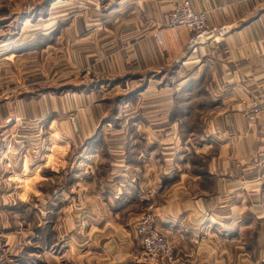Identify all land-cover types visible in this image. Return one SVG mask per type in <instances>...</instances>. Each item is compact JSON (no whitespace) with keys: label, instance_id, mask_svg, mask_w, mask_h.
I'll return each mask as SVG.
<instances>
[{"label":"crops","instance_id":"crops-1","mask_svg":"<svg viewBox=\"0 0 264 264\" xmlns=\"http://www.w3.org/2000/svg\"><path fill=\"white\" fill-rule=\"evenodd\" d=\"M181 1L0 0V263L144 264L148 210L178 264H264V1L189 0L229 28L192 50ZM58 59L121 78L108 116L101 86L22 89Z\"/></svg>","mask_w":264,"mask_h":264},{"label":"rangeland","instance_id":"rangeland-1","mask_svg":"<svg viewBox=\"0 0 264 264\" xmlns=\"http://www.w3.org/2000/svg\"><path fill=\"white\" fill-rule=\"evenodd\" d=\"M3 2H5L6 0H2ZM46 0H13V8H20L22 7V9L24 8V10L30 9V10H36L41 9L42 12V8L43 5L45 3H47L49 5V3H52L56 0H48V2H45ZM75 2H71L70 5L74 6ZM85 4V3H82ZM79 5H81V3H79ZM3 6L7 7L8 3L3 4ZM17 6V7H16ZM101 6V4H99V7ZM55 7V6H54ZM59 9L58 7L54 8V11ZM55 12H50V16H52ZM39 16V15H36ZM36 18L40 21L36 22V24L41 23V18H37L35 16L32 17ZM22 20V19H20ZM53 21V20H51ZM19 22V20H18ZM17 25V21L14 23ZM10 30H1L0 31V36H5L7 35V33H9ZM103 34V32L100 33V35ZM16 39H18V41L21 39V35H17ZM66 40L64 39V42ZM69 41V38L67 39L66 42ZM65 42V43H66ZM109 41L107 40H100L99 44H98V51L101 53L102 56L108 57V55L110 54V46L108 45ZM94 50V49H93ZM53 52V51H52ZM69 53V51H68ZM35 54V53H34ZM26 57H24L23 59H25ZM39 59L38 57H36V60ZM69 59L64 60H57V62L52 63L51 66H47L45 65V70L37 67H35L34 72L32 73L33 75L29 76V79H20V84L23 83V85L21 86L23 90H25L27 92L26 89L30 90V92L32 93H38L39 91H43L44 89H46V87H52V88H57L58 86L64 85L63 89L69 91V90H79V89H83V90H94L96 89L98 86H101V89L103 91V103L106 107V111L107 114L106 116H108L110 114V72H104L101 71L100 74H98L95 69L94 71H92L88 66L83 65V67H78L76 68V66L68 63ZM67 63V64H65ZM36 64V63H35ZM6 65V64H4ZM41 65V64H40ZM10 67V66H9ZM47 67H50L49 69ZM21 69L23 72L27 71V65L24 64L21 66ZM45 71V73H44ZM64 71H66L67 73L65 75H61L64 73ZM61 81V83H60ZM118 83V82H117ZM79 84V85H78ZM91 84H94L93 86H89ZM119 89L122 88L121 85H118ZM59 89V87H58ZM123 89H126V87H123ZM62 90V89H61ZM111 100H113V98H111ZM143 212H150L148 210L143 211ZM141 212V213H143ZM140 213V214H141ZM151 213V212H150ZM138 214V216L140 215ZM152 214V213H151ZM24 222L28 221V213L23 212L22 214ZM137 216V218H138ZM153 216V214H152ZM40 218V213L35 214V216L33 217L32 221L34 223V225L36 226L38 220ZM136 218V221H137ZM154 219V217H153ZM29 222V221H28ZM155 222V220H154ZM32 225V224H31ZM136 225V222H135ZM37 228V227H36ZM135 232H136V227H135ZM137 234V233H136ZM138 236V235H137ZM139 240V237H138ZM140 243V240H139ZM169 244V243H168ZM141 245V243H140ZM170 245V244H169ZM0 246L2 247V251L4 252L5 249H7L6 246V241L4 236L2 235L1 239H0ZM171 247V246H170ZM142 248V245H141ZM172 249V247H171ZM173 251V249H172ZM6 252V251H5ZM8 251L6 252V254L8 255ZM174 254V252H173ZM175 257V255H174ZM143 260V259H142ZM176 260V257H175ZM3 262H7L8 264H12V261L10 263V261H8L7 259L2 260V262L0 264H3ZM144 264H149L147 262H145L143 260ZM13 264H17L15 262V260L13 261ZM175 264H178L177 261Z\"/></svg>","mask_w":264,"mask_h":264},{"label":"built area","instance_id":"built-area-1","mask_svg":"<svg viewBox=\"0 0 264 264\" xmlns=\"http://www.w3.org/2000/svg\"><path fill=\"white\" fill-rule=\"evenodd\" d=\"M263 2L264 0H258ZM167 28L177 30L181 27L190 32L188 50H192L199 44L207 43L217 36L226 35L229 32L227 26H210L207 23L206 11L194 10L189 0H182L175 4L168 13L165 23ZM261 72L264 74V62ZM264 111V97L251 104L245 111L246 116H254ZM136 233L142 245V259L149 264H175L173 251L158 231L150 212L141 213L136 221Z\"/></svg>","mask_w":264,"mask_h":264},{"label":"trees","instance_id":"trees-1","mask_svg":"<svg viewBox=\"0 0 264 264\" xmlns=\"http://www.w3.org/2000/svg\"><path fill=\"white\" fill-rule=\"evenodd\" d=\"M45 2H48V0H46ZM48 4L47 3H45L44 5H43V7H45V6H47ZM118 79V80H117ZM116 80H115V82H110V84H112V83H119V82H121L120 80H121V78H117ZM94 84H91V85H89L90 87L91 86H93ZM118 98H120L121 99V97H117V98H115V99H113L112 101H114L115 100V102L118 100Z\"/></svg>","mask_w":264,"mask_h":264}]
</instances>
